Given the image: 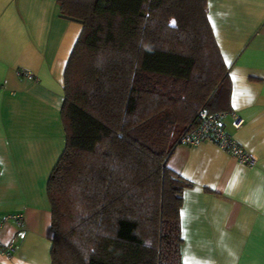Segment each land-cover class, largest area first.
<instances>
[{"label": "trees", "instance_id": "16d2710c", "mask_svg": "<svg viewBox=\"0 0 264 264\" xmlns=\"http://www.w3.org/2000/svg\"><path fill=\"white\" fill-rule=\"evenodd\" d=\"M57 1L82 31L64 71L65 148L47 180L51 264H182L190 183L166 160L200 109L231 111L205 0ZM84 48L102 59L76 86Z\"/></svg>", "mask_w": 264, "mask_h": 264}, {"label": "crops", "instance_id": "0c3cea01", "mask_svg": "<svg viewBox=\"0 0 264 264\" xmlns=\"http://www.w3.org/2000/svg\"><path fill=\"white\" fill-rule=\"evenodd\" d=\"M227 68L226 131L257 162L211 142L177 144L166 167L190 183L179 208L182 264H264V0H205ZM82 25L57 0H0V264H51L47 180L65 148L64 71ZM21 74H18V72ZM26 73L34 76L26 77ZM20 234L23 236L20 237Z\"/></svg>", "mask_w": 264, "mask_h": 264}, {"label": "built area", "instance_id": "2783aa9c", "mask_svg": "<svg viewBox=\"0 0 264 264\" xmlns=\"http://www.w3.org/2000/svg\"><path fill=\"white\" fill-rule=\"evenodd\" d=\"M18 74H21V72L19 71ZM25 75L29 79L34 78L30 73H26ZM227 117L231 118V125L235 129L240 128L244 123L243 118L231 111L208 112L205 109H200L197 112L196 124L194 127L186 130L179 137L178 143L195 145L204 141L211 142L236 158L238 162L249 167L254 166L257 162L256 156L253 153L244 150L226 131L225 119ZM7 220H12L20 226L22 224L23 216L21 214L6 215L1 218L0 226ZM22 236L23 235L20 234V237ZM12 250V243H9L4 247L0 246V252L3 254H8Z\"/></svg>", "mask_w": 264, "mask_h": 264}, {"label": "rangeland", "instance_id": "374dc122", "mask_svg": "<svg viewBox=\"0 0 264 264\" xmlns=\"http://www.w3.org/2000/svg\"><path fill=\"white\" fill-rule=\"evenodd\" d=\"M76 2V0H63L64 6L68 7V5L70 3ZM78 2V1H77ZM79 3V2H78ZM96 55V56H95ZM102 59L101 55H98L97 53H91L90 51H88L86 48L82 49L79 51V53L77 54V56L74 58L73 63H72V71H71V78H72V82L71 84H75L76 86L78 84H80V82H82V77H81V73L84 70V68L86 66H88L89 64L91 65H97L99 63V60ZM140 106H143L142 104ZM145 107L147 108V106L145 105ZM142 110V108H141ZM147 110H143L142 111V117L143 113H145ZM148 112V111H147ZM141 119V118H140ZM143 119V118H142ZM61 208H62V204H60ZM68 216L65 215V218L62 217L63 222L66 221V224H69L70 221L68 220ZM147 240V239H146ZM172 252L173 249H171ZM171 256H175V253H173ZM170 256V259H172V257ZM167 259V260H170Z\"/></svg>", "mask_w": 264, "mask_h": 264}]
</instances>
